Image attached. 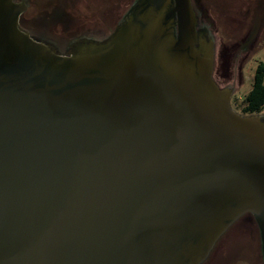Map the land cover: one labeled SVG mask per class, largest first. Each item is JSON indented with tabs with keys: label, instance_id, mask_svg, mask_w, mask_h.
Wrapping results in <instances>:
<instances>
[{
	"label": "water",
	"instance_id": "water-1",
	"mask_svg": "<svg viewBox=\"0 0 264 264\" xmlns=\"http://www.w3.org/2000/svg\"><path fill=\"white\" fill-rule=\"evenodd\" d=\"M0 0V264H204L249 213L264 116L231 106L191 0H135L57 44Z\"/></svg>",
	"mask_w": 264,
	"mask_h": 264
},
{
	"label": "flooded vegetation",
	"instance_id": "flooded-vegetation-1",
	"mask_svg": "<svg viewBox=\"0 0 264 264\" xmlns=\"http://www.w3.org/2000/svg\"><path fill=\"white\" fill-rule=\"evenodd\" d=\"M15 2L18 4L24 3L26 6H28L27 11L20 17V25L24 30L31 31L33 34H47L48 32H53L50 30V28L45 27L44 25L43 27H39V29H28L25 24L29 25L30 23L25 17L32 7H39L45 4L49 8H51L52 6L54 8L57 7L58 4L56 2H58V0H15ZM134 2L135 0H130L126 10L121 11V13L116 17L117 20L115 19L116 21L113 22V25L114 23H116L113 30L104 29L101 27L97 28L95 31L90 29L84 32V34L88 35L89 38H94L95 40L103 41L107 39L109 35L113 31H115V29L121 23L124 16L128 13ZM227 3L228 8L224 9ZM83 4L89 11H91L89 8H97V0H84ZM191 4L197 15L196 17L198 20L199 29L207 28L210 31L213 30L215 24L214 14L217 13L218 10L223 8V10L221 9L222 13L218 18V21L220 19V23L222 25H226V27L235 28L236 26L240 31V34H238V41L234 42L233 44L232 42L228 44L221 42L220 49L218 50V52L215 51V58L218 57L219 64H221L222 59L230 56L233 62L240 64L239 74L241 76L243 75V67H245L248 62H252L254 65H256V68L254 69V79L259 77L262 72L258 70V68L264 65V0H207L206 6L204 5L202 0H191ZM50 11H41L43 14H36L34 17H32L33 21L41 23L42 19L45 16L50 17L54 13H57L55 11ZM96 13L97 12H93L92 15H87L88 18H90L88 20H96ZM59 14L63 15V18L59 17L58 20H56L57 23L60 21H65L68 18L66 14L64 15V13ZM53 33L56 32L54 31ZM224 73L225 71H220L219 68H217L216 70L214 69L213 77L214 74L217 75V78L216 76L214 77L217 83H219L217 79L224 77ZM223 87L228 88L227 86ZM260 115L264 116V112ZM245 234L249 235V241H257L256 244L259 250V262L261 264H264L261 231L255 220V217L249 213L244 214L240 219H238L219 239L204 264H215L219 261L218 257L220 255V252H222V250L220 249V245L222 243L221 241L225 239L226 236L238 235V238L240 235Z\"/></svg>",
	"mask_w": 264,
	"mask_h": 264
},
{
	"label": "rangeland",
	"instance_id": "rangeland-1",
	"mask_svg": "<svg viewBox=\"0 0 264 264\" xmlns=\"http://www.w3.org/2000/svg\"><path fill=\"white\" fill-rule=\"evenodd\" d=\"M83 1L84 0H58V2H56L58 5L55 8L53 6L49 8L46 4L39 7H32L25 17L30 24H25V26L28 29L31 28L32 30H35L44 25L45 27L50 28L51 31L59 33L57 35H60L62 39L68 43L69 40L88 37L84 32L90 29L95 31L97 28L102 27L104 29L113 30L114 25L116 24L114 23L113 25V22L117 20L116 17L121 11L126 10L130 0H97V8H89L91 11L85 8ZM202 1L206 6L207 0ZM227 8L228 3L225 5L224 9ZM221 9L223 10V8ZM221 9L214 14L215 24L213 30H211V34L216 43V52L220 49L221 42L225 44L232 42L233 44L238 41V34H240V31L236 26L235 28L226 27V25L220 23V19L218 21V18L222 13ZM92 10L93 12H97L96 20H88L90 18H88L87 15H92ZM41 11H55L57 13H54L52 15L53 17L45 16L41 23L33 21L32 17L36 14H43ZM58 12L64 13V15L66 14L69 19L67 18L65 21L57 23L56 20H58L59 17L63 18V15ZM239 67L240 64L233 62L230 56L222 59L221 64H219L218 57L215 58L214 69L216 70L219 68L220 71H225L224 77L217 79V81H219L218 85L221 89H224L223 86H227L234 90L232 101L234 100L233 104L237 113H240L241 110L239 108L240 106H238L235 101L236 99L242 101L245 98V95L251 90L256 65L252 62H248L245 67H243L242 76L239 74ZM215 76L217 78V75L214 74V77ZM245 235H240L238 238V235L226 236L225 239L221 241L220 249L222 252H220L218 257L219 261L215 264H261L258 258L259 250L256 244L257 241H249V235Z\"/></svg>",
	"mask_w": 264,
	"mask_h": 264
},
{
	"label": "trees",
	"instance_id": "trees-1",
	"mask_svg": "<svg viewBox=\"0 0 264 264\" xmlns=\"http://www.w3.org/2000/svg\"><path fill=\"white\" fill-rule=\"evenodd\" d=\"M42 36H44L47 40L54 43L56 42L57 44L64 42L60 35L53 32L42 34ZM258 70H260L262 74L254 79L249 93L245 95V98L242 101L239 99H236L235 101L238 106H240L239 108L241 111L239 114L241 115H260L264 111V65L260 66ZM233 101H231V106L235 108ZM235 111H237L236 108Z\"/></svg>",
	"mask_w": 264,
	"mask_h": 264
}]
</instances>
